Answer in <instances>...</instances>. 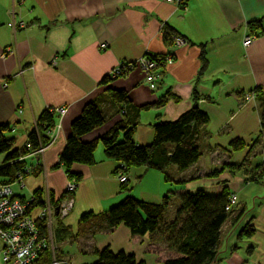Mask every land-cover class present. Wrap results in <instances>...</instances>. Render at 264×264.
<instances>
[{
  "label": "crops",
  "instance_id": "obj_1",
  "mask_svg": "<svg viewBox=\"0 0 264 264\" xmlns=\"http://www.w3.org/2000/svg\"><path fill=\"white\" fill-rule=\"evenodd\" d=\"M166 31L171 37L172 31L184 36L186 43L167 40ZM248 33L254 40L246 46ZM102 42L108 45L102 47ZM146 52L170 55L156 88L139 65L104 81L120 62H135ZM110 87L125 89L129 102L114 100ZM256 88L264 95V0H187L185 5L168 0H0V122L11 124L8 135L24 148L41 112L66 106L58 114L57 135L44 152L24 157L36 165L26 177L28 192L43 188L46 202L55 207L69 179L60 154L73 119L87 101L100 103L106 121L85 134L86 140L120 122L122 105L126 119L137 120L134 137L140 144L153 141L159 118L174 120L195 103L208 113L198 129L202 155L187 168L174 163L163 169L134 165L128 169L129 180L122 182L119 161L105 153L102 142L93 163H74L72 168L82 172L75 204L68 216L46 224L52 241L46 257L55 254L84 264L109 245L133 252L145 264H160L147 251L148 234L133 240L124 223L87 229L81 215L101 213L132 194L153 202L168 195L166 213L173 216L181 193L204 187L237 194L221 227L213 264H264V176L253 175L264 162ZM166 94L167 101L158 104ZM234 139L244 146L234 148ZM165 145L174 148V143ZM40 210L31 212L37 217ZM247 222L255 229L252 235L240 233Z\"/></svg>",
  "mask_w": 264,
  "mask_h": 264
},
{
  "label": "trees",
  "instance_id": "obj_2",
  "mask_svg": "<svg viewBox=\"0 0 264 264\" xmlns=\"http://www.w3.org/2000/svg\"><path fill=\"white\" fill-rule=\"evenodd\" d=\"M170 33L171 31H166L167 40L172 39ZM110 78L113 77L108 74L104 81ZM256 91L261 108V125L264 129V95L259 92V88H256ZM109 92L114 100L123 105L129 102L125 89L110 87ZM168 97V94L164 95L158 104H164ZM194 97L196 99L198 97L196 89ZM123 105L120 108L123 116L120 122L99 137L90 140L84 139V135L106 121V114L100 103L96 100L87 101L80 114L73 119L59 162L65 166L70 179L78 181L81 179L82 172L75 171L72 165L93 163L100 142L104 145L105 153L116 158L119 161L118 168L127 174L128 179L122 182L129 180L128 169L134 165L163 169L168 163H174L184 169L201 157L198 129L208 120V113L197 103L174 120L157 119L154 122V139L150 144H140L136 141L134 135L137 120L126 119L127 110ZM148 106L149 104H145L143 107ZM57 121L58 112L55 108L47 107L41 112L28 134L32 148H28L27 143L24 148L17 147L15 137L7 133L11 129V124L0 122V156L4 158L0 165V182L12 181L18 172L25 171L28 162L24 157L30 154L32 149L51 142L52 136L49 131L55 127ZM166 143H174V148L170 150ZM231 144L234 148L244 146L240 139L232 140ZM34 169L26 173V177ZM256 170L254 176H264V162L257 164ZM33 193L35 197L28 205L30 212L34 207L46 204L43 188L39 187ZM232 193L235 192H229L227 188L218 192L207 191L204 187L186 190L179 195L175 212L168 218L165 216L170 202L168 195L160 202H153L128 194L101 213L84 212L80 223L86 222L87 229L92 227L110 229L124 223L130 228L133 240H139L148 234L150 238L146 244L147 251L154 252L160 264H213L220 251L221 227L235 203L230 201ZM25 197L23 195L22 199ZM39 225L43 232H48L45 221L39 220ZM254 231L253 225L247 222L240 233L252 235ZM49 249H44L40 256L42 260L51 259L52 256L46 257ZM60 264L72 263L63 259ZM84 264H145V262L138 260L133 252L124 249L115 251L107 245L98 252L94 261Z\"/></svg>",
  "mask_w": 264,
  "mask_h": 264
},
{
  "label": "built area",
  "instance_id": "obj_3",
  "mask_svg": "<svg viewBox=\"0 0 264 264\" xmlns=\"http://www.w3.org/2000/svg\"><path fill=\"white\" fill-rule=\"evenodd\" d=\"M179 5H185L187 0H168ZM173 40L177 45L186 43V38L179 34L172 35ZM254 40L253 34H246L244 44L249 46ZM108 42H102L101 46L106 47ZM12 51V50H10ZM7 50L2 52L5 56ZM170 59V55L163 58L159 55H153L146 52L141 58L135 62L122 61L115 66L110 72L111 77H116L124 74L132 67L139 65L146 73V80L152 88H156L161 77L160 70L164 64V59ZM251 95L250 98H253ZM55 110L59 115L63 114L66 106H57ZM124 111V110H122ZM60 124L49 131L52 140L56 137ZM51 140V142H52ZM49 144V143H48ZM48 144H41L39 147L32 149L31 153L41 154L44 152ZM27 147L32 148V144L27 140ZM36 165L28 164L25 166V171L17 173L15 178L9 182H0V241L2 242L0 252L3 254L5 264H60L63 259L58 258L55 254L50 260H42L40 256L44 249L51 248L52 241L49 232H43L39 225V220L45 221L46 224H51L53 219L58 217H66L72 211L75 204L74 193L78 186V180L68 179L65 192L59 198L58 205L51 202H46L37 217L32 212L28 211V205L34 199L35 194L28 192L26 183V173L34 169ZM121 180H127L126 173H120ZM25 195V199L22 196ZM237 198L236 193H232L230 201L233 203ZM57 212V214H56ZM257 264V263H253Z\"/></svg>",
  "mask_w": 264,
  "mask_h": 264
},
{
  "label": "rangeland",
  "instance_id": "obj_4",
  "mask_svg": "<svg viewBox=\"0 0 264 264\" xmlns=\"http://www.w3.org/2000/svg\"><path fill=\"white\" fill-rule=\"evenodd\" d=\"M263 111V110H262ZM165 216H166V218H168V217H170V216H172V214H170V213H167V214H165ZM1 241H0V246H1ZM1 248V247H0ZM0 264H5V262H4V260H3V254H2V252H0Z\"/></svg>",
  "mask_w": 264,
  "mask_h": 264
}]
</instances>
